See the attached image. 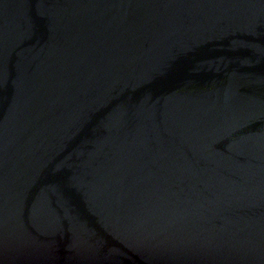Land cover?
<instances>
[{"label": "water", "instance_id": "95a60500", "mask_svg": "<svg viewBox=\"0 0 264 264\" xmlns=\"http://www.w3.org/2000/svg\"><path fill=\"white\" fill-rule=\"evenodd\" d=\"M0 264H264V0H0Z\"/></svg>", "mask_w": 264, "mask_h": 264}]
</instances>
